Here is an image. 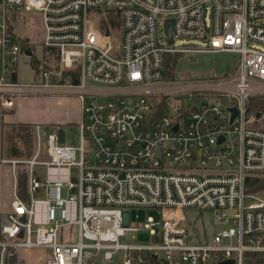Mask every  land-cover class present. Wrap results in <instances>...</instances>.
I'll list each match as a JSON object with an SVG mask.
<instances>
[{"label":"built area","instance_id":"2783aa9c","mask_svg":"<svg viewBox=\"0 0 264 264\" xmlns=\"http://www.w3.org/2000/svg\"><path fill=\"white\" fill-rule=\"evenodd\" d=\"M22 11L41 14L44 46L58 59L28 84L17 80L23 49L10 31ZM117 14L120 26L102 30ZM263 20L264 0H0L1 108L37 95L75 96L82 108L79 145L62 143L60 126L44 143L37 124L34 155L3 160L12 176L2 185L11 210L0 216V264L33 247L49 251L46 264H96L101 251L109 264L119 251L124 264H246V253H264V190L248 191L249 176H264L262 115L248 112L250 97L264 93V50L255 45H264ZM198 52H236L237 71L166 82V54ZM167 97L175 102L163 107ZM134 208L161 219L137 225ZM186 210L214 211L232 226L200 243ZM141 229L153 244L120 242Z\"/></svg>","mask_w":264,"mask_h":264},{"label":"rangeland","instance_id":"374dc122","mask_svg":"<svg viewBox=\"0 0 264 264\" xmlns=\"http://www.w3.org/2000/svg\"><path fill=\"white\" fill-rule=\"evenodd\" d=\"M264 24V20L261 21ZM13 30V31H12ZM115 30V29H114ZM10 31L14 38L20 43L23 51L19 54V61L17 64V80L20 83H32L34 81H41L43 73L51 70L58 64V59L44 46L43 37L44 29L42 16L40 13L24 12L20 13V18L16 19L14 26ZM118 32V31H117ZM116 34V31H114ZM29 40V41H27ZM190 43L203 45V41L199 39H188ZM184 41L178 39L176 45H182ZM33 50V55L28 56L25 53V46ZM258 48L264 50V45L256 43ZM183 54V53H181ZM239 64V54L236 52H198V53H185L181 55L178 60L175 80H166V82L175 81L176 85L188 84L191 85L197 81L209 80L212 78H221L231 76L237 71ZM3 71V54L0 49V76ZM170 84V83H167ZM264 93L257 94L263 95ZM165 100L173 101V97L164 98ZM63 98H51L47 96H33L23 98L18 101L19 107L16 111L8 112L6 115V123L8 122H28L35 125L39 124L42 127V139L46 142L47 133L57 130V114L62 115L64 109L62 107ZM61 103V104H60ZM261 119L257 122L258 126L264 127V113L261 114ZM75 116V121L80 122L81 118ZM8 121V122H7ZM3 117H0V136L2 129ZM63 123L60 125L61 129V142L79 145L78 124L76 123ZM5 135L10 132V125L5 126ZM66 132V134H65ZM35 136V128H34ZM1 142V140H0ZM4 145H7L6 139ZM0 145V181L1 179L9 178L12 175L11 164L2 163L3 159H8L5 153H2ZM37 149L36 136L34 137V153ZM33 153V155H34ZM31 158V157H30ZM16 159V158H12ZM29 159V158H26ZM25 160V159H21ZM23 165V164H20ZM17 165V168L18 166ZM3 168V170H2ZM43 171L42 168H38ZM44 176V174H42ZM1 210L9 212L11 204L9 200H3L0 204ZM132 222L137 225H145L148 218L152 217L156 222L161 219V214L157 210L152 209H137L131 210ZM188 226L193 236H198L200 243L207 240H212L216 233L225 228L232 226L228 221H219L214 211H199V210H186ZM76 230V228H75ZM75 236V235H74ZM120 242L129 245H151L154 243L153 237L146 229H141L137 232H128L120 238ZM225 244H236V239H225ZM49 251L42 247L33 248H19L9 260L8 264H46L47 254ZM93 254L97 253L96 250L92 251ZM96 264H109L104 259V251L99 252L98 258L94 259ZM125 252L119 251L115 255V261L112 264H124ZM140 264V263H135ZM153 264V263H152Z\"/></svg>","mask_w":264,"mask_h":264},{"label":"trees","instance_id":"16d2710c","mask_svg":"<svg viewBox=\"0 0 264 264\" xmlns=\"http://www.w3.org/2000/svg\"><path fill=\"white\" fill-rule=\"evenodd\" d=\"M17 17L14 16L10 21V28L14 26V22ZM109 24L115 29L120 26V20L118 14L116 17H111L109 21H105V24L101 26L102 30L107 33H111ZM13 31V30H12ZM11 31V32H12ZM29 41V40H27ZM29 48L27 44L25 49ZM51 54V53H50ZM54 54V53H53ZM181 53H169L165 56L164 64V78L166 80H175V71ZM168 104L167 99H164L163 107ZM249 113H264V94L251 96L248 101ZM5 123H2V153L8 156V159H26L33 156L34 153V128L35 124L28 122L10 124V132L5 135ZM6 139L7 145H4ZM18 174V192L19 195L27 199L28 197V171L25 166L20 165L17 168ZM264 190V176L263 175H251L248 178V191L260 192ZM13 257H11L12 259ZM246 264H264V253H246Z\"/></svg>","mask_w":264,"mask_h":264},{"label":"crops","instance_id":"0c3cea01","mask_svg":"<svg viewBox=\"0 0 264 264\" xmlns=\"http://www.w3.org/2000/svg\"><path fill=\"white\" fill-rule=\"evenodd\" d=\"M37 96H44V97L47 96V97H51V98H63L64 99L63 103L62 104L60 103L62 105L63 109H64V113L62 115H58L57 114V120H58L57 121L58 122L57 124L58 125L59 124L60 125L63 124V123H59V122H67L69 124L70 123H76V124L79 123V121L78 122L75 121L76 120L75 119V116H77L76 118H78V117L81 118L82 117V108H81V102H80L79 98H77L75 96H56V95H37ZM27 98H29V97H27ZM18 107H19V104L17 102V105L15 106V108H13L11 110H3L1 108V104H0V117L2 115V117H3V123L9 124V125L10 124H14V123H21V122H11L10 123L8 121H7L8 123H6L4 121V118L6 120V115L8 114V112L16 111L18 109ZM0 140H1V142H0V145H1L2 144V129H1ZM3 160H5V159H3ZM3 160H2V163H4ZM2 170H3V168H2ZM9 178L1 179V181H0V204H1V202H3V200H9V199H7L3 195V186H2L3 185V182L5 180L9 179ZM2 213H5V212L2 211L1 210V207H0V216H1Z\"/></svg>","mask_w":264,"mask_h":264},{"label":"water","instance_id":"95a60500","mask_svg":"<svg viewBox=\"0 0 264 264\" xmlns=\"http://www.w3.org/2000/svg\"><path fill=\"white\" fill-rule=\"evenodd\" d=\"M173 25H174V20L173 19H168L166 21V24H165V31L166 33L168 34V41L170 44H173L174 43V37H173ZM25 53L28 55V56H32L33 55V50L31 47L27 48L25 50ZM234 112V115L232 117V121H234V119L236 118V116L238 115V112L237 110L234 108L232 110ZM177 128V127H176ZM222 141V139L220 140V142ZM22 219L24 221H26V217L23 216ZM22 235V234H21ZM219 264H235L234 260H227V261H224V262H221Z\"/></svg>","mask_w":264,"mask_h":264}]
</instances>
